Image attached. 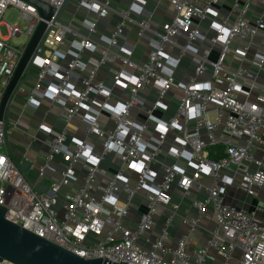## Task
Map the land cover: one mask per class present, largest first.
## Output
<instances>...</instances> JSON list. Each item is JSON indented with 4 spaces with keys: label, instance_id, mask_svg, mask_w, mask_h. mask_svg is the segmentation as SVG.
<instances>
[{
    "label": "built area",
    "instance_id": "1",
    "mask_svg": "<svg viewBox=\"0 0 264 264\" xmlns=\"http://www.w3.org/2000/svg\"><path fill=\"white\" fill-rule=\"evenodd\" d=\"M37 1L51 7L53 13L62 2ZM167 1L173 14L155 33L142 62L130 60L131 47L117 44L129 18L128 9L117 11L119 19L112 31L100 38L108 47L123 51L114 54L120 67L112 70L111 82L126 89V95L111 107L107 103L112 86L96 76L106 50L88 71H84L81 58L84 51L94 48L91 36L96 20L109 12L106 3L75 0L93 14L75 27L62 18L52 21L53 14L42 20L35 7L24 0H0V25H4L1 18L6 9L13 8L18 14L15 23L7 24V35L0 36V101L30 37L44 21L47 32L41 54L33 60L32 84H21L16 90L23 93L26 104L42 101L45 114L56 109L63 120L60 129L44 141L46 150L36 179L30 182L4 149L0 119V205L7 209L4 217L82 258L103 256L101 260L126 264H264V220L256 216L264 208V193L256 198V190H264V15L252 11L249 0ZM224 2L230 5L228 9L221 6ZM149 15L136 22L137 37L148 30ZM204 19L208 21L206 33L198 28ZM180 35L183 44L176 43ZM18 36L23 41L12 43ZM65 39L69 40V58L58 64L56 50ZM194 41L205 45L200 48ZM39 51L37 44L33 52ZM185 56L192 69L185 81H177L173 72ZM124 67L134 74L125 73ZM44 84L51 89L43 90ZM171 89L178 90L179 96L174 111L161 119L157 114L165 111L164 100ZM148 93L151 99L146 104ZM91 95L103 101L86 105ZM81 110L83 131L98 140L97 152L94 141L87 138L71 139V147L65 144L67 122ZM135 110L142 111L144 120H134ZM102 111L112 116L111 128L99 126L97 115ZM217 131L223 135L221 140ZM111 154L117 163H110L107 171L100 163ZM159 155L171 161L163 162L157 159ZM178 159L185 161L190 173L176 164ZM75 166L85 168L78 184ZM129 173L135 175L133 181ZM201 176L209 185L201 199L190 201L193 217L182 215L181 221L193 231L202 218L209 219L208 236L201 248L191 252L185 250V236L167 246L168 226L177 209V204L170 203L171 191L186 195L192 187H201ZM43 183L46 191L33 190V185ZM232 185L250 199L247 209L223 200ZM136 198L142 201L143 211L133 227L123 226L120 220ZM164 209L168 213L162 227L154 237H147L145 232Z\"/></svg>",
    "mask_w": 264,
    "mask_h": 264
},
{
    "label": "crops",
    "instance_id": "2",
    "mask_svg": "<svg viewBox=\"0 0 264 264\" xmlns=\"http://www.w3.org/2000/svg\"><path fill=\"white\" fill-rule=\"evenodd\" d=\"M100 3H106L109 7L108 14L98 18L94 25V33L91 36L94 42V48L91 51H84L82 54V60L85 62L84 71H88L91 67V63L97 61L101 57V52L106 50V59L96 70V76L99 80L103 82L106 86H112L111 77L112 70L120 67L119 61L114 54H123L121 51L114 47H108L105 43L101 41V37L109 35L112 31L113 26L119 19L117 11L119 9H128L130 11L129 18L122 27L121 36L117 39V44L120 47H131L128 57L133 62H142L146 58L149 46L152 40L155 38V33L160 30L162 24L166 23L173 14V10L169 5L167 0H97ZM72 12L69 15L64 16L62 14V19L69 21L75 27L80 26V22L84 19L92 18L93 14L87 11L86 8L78 6L75 0H69ZM199 5V4H198ZM198 5H196L198 7ZM221 6L228 9L230 5L228 2H224ZM249 7L252 11L260 12L264 15V0H249ZM149 13L148 30L143 31V37H137L138 22L143 18L144 14ZM207 19L202 20L198 24V28L201 32L206 33L207 30ZM264 43V39L262 40ZM177 44H183V35L176 38ZM260 44V46L262 45ZM194 45L204 46L200 42L194 41ZM69 40L65 39L64 42L57 47L56 50V63L61 64L69 58ZM174 53L176 49L170 50ZM212 56V54H211ZM234 62L237 60L234 59ZM192 66L189 63V58L187 56L183 57L180 63L177 65L175 71L173 72V77L177 81H185L187 75L191 72ZM34 68H32V75L34 73ZM125 73L134 74L132 69L124 67ZM74 83V81H72ZM25 83L27 85H25ZM32 84V79L30 81H24L22 85L25 87H30ZM75 87L77 85L75 84ZM51 89L47 84H44L43 90ZM126 95V89L119 86L111 87V97L108 100V105L114 107L115 105L122 102ZM179 96V91L176 89H171L164 100L166 104L165 111L157 114L161 119H165L167 115L171 114L176 105L177 97ZM146 104L151 99V94L148 93L146 97ZM91 101L96 103H101L103 99L98 95H91L85 104L89 105ZM45 104L41 101L37 105H29L25 102V97L23 94L15 95L13 98L9 109H8V122L6 127V145L4 149L13 155V157L18 162L27 161L28 166L25 169L23 175L24 177L33 182L36 179V169L40 165L43 158L46 146L44 141L52 134L60 129L63 124V120L57 115V110L53 109L52 113H44ZM83 110L77 115L70 118L67 122V137L66 145L71 147V139H83L93 140L95 143L94 152L98 151L97 144L98 140L93 137H87L83 131V123L80 120V115ZM133 117L135 121L144 120L141 110L133 111ZM98 124L104 129L111 128L113 126V118L106 112H99L97 115ZM51 132V133H50ZM218 139H222L223 135L220 131L216 132ZM157 159L168 162L171 161L170 157H165L164 155H159ZM110 163L116 164V156L109 155V158H105L101 161L100 166L109 171L111 169ZM176 164L183 167L186 173H190L191 170L186 166L183 159H178ZM76 175L75 184L80 182V177L84 173L85 168L82 166H75ZM157 171L159 169H156ZM160 173V171H158ZM129 178L133 181L135 175L129 173ZM46 181V180H44ZM200 188L192 187L188 194L182 195L178 190L172 189L170 195V203L177 204V209L170 219V224L168 226V238L165 240L167 246H173L176 238L180 236H185V250L191 252L202 247L205 238L208 236V230L212 227V222L207 218H202L200 220L199 226L193 231H189L185 223L181 221V216L186 218H192L194 213L191 208H189L190 201L192 199H201L204 195V188L209 185V181L206 177H199ZM67 188V187H63ZM264 193L263 189L256 190V198H262ZM223 200L235 207H242L244 209L248 208L251 203L248 197L234 185L227 187L226 194ZM143 203L138 198L133 199L129 204L127 214L123 217L120 222L123 226L133 227L135 224L136 216L138 213L143 211ZM169 208V207H168ZM167 208V210H168ZM166 209L160 210V214L156 217L155 225L148 231L145 235L149 238L154 237L159 229L162 227L163 219L167 216ZM256 216L261 220H264V208L256 213ZM209 254H214L213 251L209 250ZM202 264H208L206 262Z\"/></svg>",
    "mask_w": 264,
    "mask_h": 264
},
{
    "label": "water",
    "instance_id": "3",
    "mask_svg": "<svg viewBox=\"0 0 264 264\" xmlns=\"http://www.w3.org/2000/svg\"><path fill=\"white\" fill-rule=\"evenodd\" d=\"M33 5L42 18L49 20L53 14L52 21L62 18L64 9L69 0H62L61 5L53 13V9L37 0H24ZM47 32L44 21H40L30 37L24 53L19 60L14 73L5 87L0 101V119L3 121V130L6 131L8 122V109L15 97L17 90L24 81L32 79L33 60L42 51L41 42ZM40 51L33 52L36 45ZM6 145V134L4 135V146ZM6 151L17 170L23 174L28 166L27 161L18 162L13 155ZM37 193L46 191V184H35L32 186ZM6 208L0 205V261H7L12 264H126L119 260L118 263L107 261L101 257L82 258L46 239H43L32 232L14 224L4 217Z\"/></svg>",
    "mask_w": 264,
    "mask_h": 264
},
{
    "label": "rangeland",
    "instance_id": "4",
    "mask_svg": "<svg viewBox=\"0 0 264 264\" xmlns=\"http://www.w3.org/2000/svg\"><path fill=\"white\" fill-rule=\"evenodd\" d=\"M72 12V8L70 6V2L67 3L63 15H69ZM17 11L13 8H8L5 10V12L2 15V22L4 23V25H0V36L4 37L7 35V24H13L17 21ZM23 21L21 20L20 23H22ZM21 41H23V37L22 36H18V37H14L11 39V42L14 44L20 43ZM25 85H27L25 83ZM24 85V86H25ZM28 87V86H27ZM23 93L17 92L16 95H21Z\"/></svg>",
    "mask_w": 264,
    "mask_h": 264
},
{
    "label": "trees",
    "instance_id": "5",
    "mask_svg": "<svg viewBox=\"0 0 264 264\" xmlns=\"http://www.w3.org/2000/svg\"><path fill=\"white\" fill-rule=\"evenodd\" d=\"M221 146L219 145V146H217V150L219 151V154L221 153ZM210 155V154H209Z\"/></svg>",
    "mask_w": 264,
    "mask_h": 264
}]
</instances>
